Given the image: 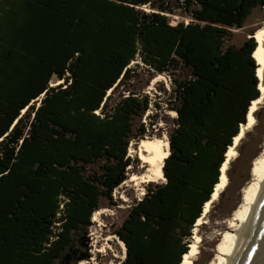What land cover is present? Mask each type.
<instances>
[{
	"label": "trees",
	"instance_id": "obj_1",
	"mask_svg": "<svg viewBox=\"0 0 264 264\" xmlns=\"http://www.w3.org/2000/svg\"><path fill=\"white\" fill-rule=\"evenodd\" d=\"M263 7L0 0V264H56L78 251L76 234L103 200L112 202L133 163L131 141L147 134L135 122L150 105L161 108L133 89L139 64L150 76H171L165 104L176 118L164 182L148 183L115 231L126 248L119 264H181L225 154L261 95L255 38L229 41ZM54 78L61 83L51 85Z\"/></svg>",
	"mask_w": 264,
	"mask_h": 264
},
{
	"label": "rangeland",
	"instance_id": "obj_2",
	"mask_svg": "<svg viewBox=\"0 0 264 264\" xmlns=\"http://www.w3.org/2000/svg\"><path fill=\"white\" fill-rule=\"evenodd\" d=\"M144 10H149L144 6ZM172 20L187 22L189 19L174 15ZM264 27V7L262 10L255 9L248 20L245 27L235 29L230 38L229 43L239 46L245 38L250 37L252 32ZM138 60L131 63V67H135ZM136 77L133 82V89L140 95H146L151 103L158 102L161 108L155 110L154 105H150L146 113L135 122L138 128L140 124H144L149 129L144 138L159 139L169 141V132L174 127L176 113L167 108L165 101L172 91V78L167 73H154L152 76L145 70V66L139 64ZM176 78H184L186 72L178 71ZM61 83L57 79L51 81V85ZM119 94V93H117ZM118 96V95H117ZM258 116H255V125L247 131L241 143L237 147L238 156L233 160L230 176H228V188L224 195L213 204L210 212L205 217V223L192 229V237H198L199 253L195 256L193 263L210 264V261L216 254V247L222 238L224 232L229 231L228 222L232 217L234 210L240 205L242 198V189L246 186L251 178V168L254 159L262 151L264 143V98L259 105ZM143 138V139H144ZM133 139L128 148V156L133 163L127 168L125 180L112 193L113 200H103L99 211H104L98 215L97 220L91 218V225L76 234L75 248L78 249L72 255H64L56 264H119L123 261V248L119 238L115 235V231L124 220L129 207L143 197L145 187L150 182L163 183L164 180L150 182H131V175H141L145 169L140 168V160L135 153H131V148H136L140 141ZM231 163L229 165V168ZM142 170V171H141ZM140 182V183H139ZM135 183V184H134ZM114 203V204H112ZM111 237L108 247L103 252H97L106 243V238ZM191 237V242H192ZM110 245V246H109Z\"/></svg>",
	"mask_w": 264,
	"mask_h": 264
},
{
	"label": "bare ground",
	"instance_id": "obj_3",
	"mask_svg": "<svg viewBox=\"0 0 264 264\" xmlns=\"http://www.w3.org/2000/svg\"><path fill=\"white\" fill-rule=\"evenodd\" d=\"M250 36L254 37L257 42L253 57L258 65L256 73L259 77V89L261 95L258 99L252 101L247 114V122L241 125L239 134L234 137L233 144L227 150L226 160L221 167L219 182L215 186L211 199L206 202L203 208V213L195 224L196 227L205 223V217L210 212L213 204L218 200L220 193L227 187V170L229 169V165L238 156L237 147L241 143L245 134L255 125V112L258 110L259 105L264 98V27L258 29ZM130 152L137 155L141 162L140 168L145 170L141 175L133 173L129 181L150 182L158 181L160 179L165 180L163 175V165L165 159L170 154L168 140L163 141L159 139L144 138L137 143L136 148H131ZM262 190H264V143L262 145V151L252 163L251 178L241 191L242 198L240 205L234 210L232 217L228 222L230 230L224 232L222 235V238L216 247V254L210 261V264H233L235 255L237 254L244 238V234L246 233L247 226L252 219L258 200L262 195ZM102 212L104 211H96L92 216V220L96 221L98 215ZM110 240L111 237H107L106 243H103L105 245L100 249L96 248V251L103 252L104 249L108 247V244H110ZM198 242L199 238L197 236L192 237V242L189 244V250L183 255L181 264H194L193 261L195 256L199 253ZM120 243L123 248V256L125 257L126 248L122 241H120Z\"/></svg>",
	"mask_w": 264,
	"mask_h": 264
},
{
	"label": "water",
	"instance_id": "obj_4",
	"mask_svg": "<svg viewBox=\"0 0 264 264\" xmlns=\"http://www.w3.org/2000/svg\"><path fill=\"white\" fill-rule=\"evenodd\" d=\"M256 76L259 79L257 73ZM233 264H264V190H262V195L247 226Z\"/></svg>",
	"mask_w": 264,
	"mask_h": 264
},
{
	"label": "built area",
	"instance_id": "obj_5",
	"mask_svg": "<svg viewBox=\"0 0 264 264\" xmlns=\"http://www.w3.org/2000/svg\"><path fill=\"white\" fill-rule=\"evenodd\" d=\"M143 195H144V193H143ZM140 199H141V198H139L138 201H139Z\"/></svg>",
	"mask_w": 264,
	"mask_h": 264
}]
</instances>
